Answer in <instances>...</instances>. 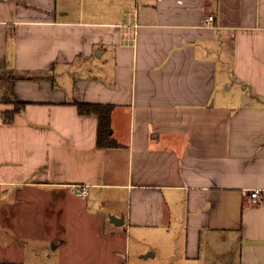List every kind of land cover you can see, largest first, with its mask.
Instances as JSON below:
<instances>
[{
  "label": "crops",
  "instance_id": "1",
  "mask_svg": "<svg viewBox=\"0 0 264 264\" xmlns=\"http://www.w3.org/2000/svg\"><path fill=\"white\" fill-rule=\"evenodd\" d=\"M95 1L0 0V264H264V0Z\"/></svg>",
  "mask_w": 264,
  "mask_h": 264
},
{
  "label": "trees",
  "instance_id": "2",
  "mask_svg": "<svg viewBox=\"0 0 264 264\" xmlns=\"http://www.w3.org/2000/svg\"><path fill=\"white\" fill-rule=\"evenodd\" d=\"M17 104L16 110L24 105L23 102H17ZM75 105L80 114H93L97 117V146L99 148L114 147L116 143L111 138L112 129L110 124L112 106L85 103H76ZM10 115L12 116V113Z\"/></svg>",
  "mask_w": 264,
  "mask_h": 264
},
{
  "label": "rangeland",
  "instance_id": "3",
  "mask_svg": "<svg viewBox=\"0 0 264 264\" xmlns=\"http://www.w3.org/2000/svg\"><path fill=\"white\" fill-rule=\"evenodd\" d=\"M99 1V0H98ZM93 2H94V0H85V7H89V6H91L92 4H93ZM95 2H97V0L95 1ZM94 4H97V5H100L99 4V2L98 3H94ZM97 7V6H96ZM98 7H100V6H98ZM97 7V8H98ZM79 200V199H78ZM7 231H11V238L18 244V243H20L21 241V238H20V236L17 234V232L18 231H15V230H7ZM129 237H133V231L131 232V233H129ZM55 238V240L57 241V240H59L60 238H59V236L57 235L56 237H54ZM45 243H46V255H45V260L44 261H48L47 259L48 258H58L59 257V255H62V251L59 249V250H56V249H54L53 248V245H56V244H52V243H50L49 244V242H47V240L45 241ZM133 243V242H132ZM133 246H134V248L136 247V243H134L133 244ZM144 246V245H143ZM142 247V246H141ZM133 248V247H132ZM131 248V249H132ZM140 248V247H139ZM131 253H133V251L131 252ZM137 258V256H135V254L134 255H132L131 254V256H130V258H129V264H135L136 262H135V259ZM154 259H152V261H153ZM157 261V260H156Z\"/></svg>",
  "mask_w": 264,
  "mask_h": 264
},
{
  "label": "built area",
  "instance_id": "4",
  "mask_svg": "<svg viewBox=\"0 0 264 264\" xmlns=\"http://www.w3.org/2000/svg\"><path fill=\"white\" fill-rule=\"evenodd\" d=\"M213 17L210 16L208 17L207 19V22L212 24L213 23ZM74 192L76 193V195H78L79 197L81 198H87L88 197V194H89V191H88V188L86 185H74ZM259 195V190H254L252 193H251V197L252 198H257Z\"/></svg>",
  "mask_w": 264,
  "mask_h": 264
},
{
  "label": "water",
  "instance_id": "5",
  "mask_svg": "<svg viewBox=\"0 0 264 264\" xmlns=\"http://www.w3.org/2000/svg\"><path fill=\"white\" fill-rule=\"evenodd\" d=\"M110 221L114 224L121 225L123 223V218L122 217L116 218V217L111 216ZM53 247H55V246H53Z\"/></svg>",
  "mask_w": 264,
  "mask_h": 264
}]
</instances>
